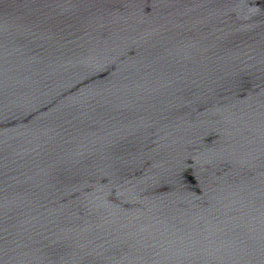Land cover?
Instances as JSON below:
<instances>
[{"label":"water","instance_id":"obj_1","mask_svg":"<svg viewBox=\"0 0 264 264\" xmlns=\"http://www.w3.org/2000/svg\"><path fill=\"white\" fill-rule=\"evenodd\" d=\"M0 264H264V0H0Z\"/></svg>","mask_w":264,"mask_h":264}]
</instances>
